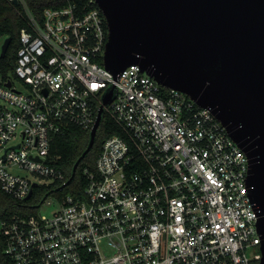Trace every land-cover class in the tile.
I'll list each match as a JSON object with an SVG mask.
<instances>
[{
	"label": "built area",
	"instance_id": "obj_1",
	"mask_svg": "<svg viewBox=\"0 0 264 264\" xmlns=\"http://www.w3.org/2000/svg\"><path fill=\"white\" fill-rule=\"evenodd\" d=\"M5 1L25 26L13 73L0 71V190L25 202L35 188L56 189L36 214L0 222L13 264L260 262L249 159L212 111L138 65L107 70L109 31L94 0L46 8L42 23L27 0ZM113 89L103 116L121 134L85 168L81 195H56L71 184L62 189L55 137L72 127L91 133Z\"/></svg>",
	"mask_w": 264,
	"mask_h": 264
},
{
	"label": "water",
	"instance_id": "obj_2",
	"mask_svg": "<svg viewBox=\"0 0 264 264\" xmlns=\"http://www.w3.org/2000/svg\"><path fill=\"white\" fill-rule=\"evenodd\" d=\"M109 38L104 65L114 75L138 65L161 86L210 109L246 153L250 196L260 211L264 264V0H94ZM18 5V2H14ZM12 38L2 47L8 52ZM104 97L88 148L103 118ZM32 193L29 195L30 199Z\"/></svg>",
	"mask_w": 264,
	"mask_h": 264
},
{
	"label": "trees",
	"instance_id": "obj_3",
	"mask_svg": "<svg viewBox=\"0 0 264 264\" xmlns=\"http://www.w3.org/2000/svg\"><path fill=\"white\" fill-rule=\"evenodd\" d=\"M69 2L86 3L87 0H69ZM28 7L39 23L43 22V12L46 8L58 9L68 4L67 0H27ZM97 6V5H96ZM25 26V22L16 13V8L5 0H0V35L12 38L6 57L0 61V71L4 77L13 73L16 60V53L20 47V31ZM107 29V27H106ZM121 134L118 126L104 115L93 148L81 162L77 174L71 185L64 191L56 193L81 195L87 184L84 175L85 168L94 170L95 163L100 154L103 142L108 137ZM91 135L89 131H82L72 127L65 135H58L52 143L51 154L58 157V167L65 174L66 180H70L75 164L88 148ZM56 189L35 188L34 195L25 202H19L14 198L4 194L0 190V222L14 216L27 218L37 213L39 206L48 193H53ZM6 240L0 235V264H13L5 255ZM252 264H259L253 262Z\"/></svg>",
	"mask_w": 264,
	"mask_h": 264
},
{
	"label": "rangeland",
	"instance_id": "obj_4",
	"mask_svg": "<svg viewBox=\"0 0 264 264\" xmlns=\"http://www.w3.org/2000/svg\"><path fill=\"white\" fill-rule=\"evenodd\" d=\"M4 41H5V38H0V52H1V49H2V46H3V44H4ZM15 86L18 88V89H20V90H23V86H22V84L19 82V81H16L15 82ZM0 105L2 106V107H7V105H6V103L5 102H3L2 100H0ZM18 143V141H15V142H12V144L11 145H14V144H17ZM22 175H25V173H21ZM50 209H47V210H44L43 211V213H50Z\"/></svg>",
	"mask_w": 264,
	"mask_h": 264
}]
</instances>
